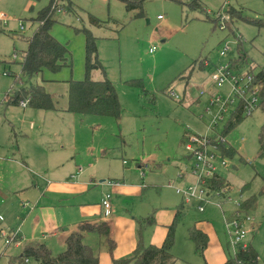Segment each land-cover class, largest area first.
I'll return each mask as SVG.
<instances>
[{
    "label": "rangeland",
    "instance_id": "obj_1",
    "mask_svg": "<svg viewBox=\"0 0 264 264\" xmlns=\"http://www.w3.org/2000/svg\"><path fill=\"white\" fill-rule=\"evenodd\" d=\"M51 1L0 0V264H20L16 258L33 243L45 244L54 255L63 252L62 229L75 230L83 220L78 205H99L108 193L104 184L123 179L124 170L134 171L126 182L145 179L148 186L141 199L120 204V214L138 218L137 234L142 227L143 237L144 227L145 233L155 230L160 212L176 213L183 206L172 249L176 264H222L234 255L227 223L237 212L254 223V228H246L245 243L257 251L258 264H264L261 101L226 135L238 152L223 157L227 167L218 168L229 190H210L201 205L187 203L170 187L188 188L195 182L185 149L187 136H221L238 107L229 81L220 88L212 82L216 68L231 64L232 74L244 80L240 87L248 76L264 70V0H200L196 10L189 7L193 0H63L64 11L54 13L51 34L67 47V65L58 73L44 70L28 77L22 72L23 52L38 27L34 20ZM229 12L236 14L232 30L219 22V14L224 20L231 17ZM87 32L96 40L101 65L88 75ZM183 73L187 79H177ZM86 78L108 79L115 85L123 110L119 121L67 111L68 82ZM38 86L52 96L57 110L6 101L12 90ZM217 99L236 104L221 108L212 104ZM221 114L223 121L218 119ZM72 176L87 183L84 194L66 199L48 190L65 177L75 183ZM251 197L257 206L241 210L237 204ZM111 215L103 213L101 221L109 222ZM141 216H147L148 223L141 222ZM196 224L216 237L203 253L196 252L189 237L188 230ZM16 236L19 246L15 241L6 244ZM101 244L108 248V239L102 237Z\"/></svg>",
    "mask_w": 264,
    "mask_h": 264
},
{
    "label": "trees",
    "instance_id": "obj_2",
    "mask_svg": "<svg viewBox=\"0 0 264 264\" xmlns=\"http://www.w3.org/2000/svg\"><path fill=\"white\" fill-rule=\"evenodd\" d=\"M132 7L136 4L130 2ZM56 0H52L51 4L39 11L37 18L34 20L38 23V27L33 36L27 40V50L23 52V60L21 63L22 72L28 77L38 75L44 70L52 73H58L67 65V47L61 44L51 34L54 25L53 15L56 12L54 6ZM189 7L192 10L201 7L200 0H193ZM230 20L225 21V27L232 30L233 18L235 13L229 12ZM219 14V22L223 21ZM223 18V17H222ZM92 23L100 26L101 22L92 19ZM97 46L95 38L87 32L86 40V73L87 75L95 68H101L97 61ZM241 59L245 60V56L241 55ZM177 79L186 80L187 77L183 73ZM254 84L261 85L260 104L264 109V71L254 75ZM68 109L67 111L77 115H99L103 117L114 118L119 121L122 117L123 110L119 100V96L115 85L108 79L102 81H93L86 78L84 81L68 82ZM28 100V107L52 111L57 110L54 100L43 87H33L31 89L22 88L12 90L6 95V101L10 105H20L21 102ZM244 115L242 108H239L232 115L231 121L225 128V132L221 136L213 137V142L218 146L223 157L233 158L238 152L226 142V135L236 125H238ZM212 191L229 190L228 183L219 175H216L209 183ZM257 206L256 197H251L240 205L241 210L248 211ZM183 216V206H181L175 214L173 223L168 227L167 237L162 246L146 245L142 229L139 232V241L136 249L130 258L113 259L112 264H176L177 258L172 254L175 242V230L177 224ZM151 224L154 223V220ZM141 222L148 223V219ZM190 240L194 243L195 250L203 253L208 246L209 238L206 233L198 229L196 226L188 230ZM87 235L96 237H105L110 244V251L115 247V241L111 239V227L106 221L83 222L78 228L71 232L65 239V250L58 255H54L45 244L33 243L26 246L23 252L16 260L20 264H99L100 245H90L86 242ZM15 242L19 240L14 238ZM259 255L257 251L249 246L246 250H238L234 255H230L224 264H258ZM28 260V262H26Z\"/></svg>",
    "mask_w": 264,
    "mask_h": 264
},
{
    "label": "built area",
    "instance_id": "obj_3",
    "mask_svg": "<svg viewBox=\"0 0 264 264\" xmlns=\"http://www.w3.org/2000/svg\"><path fill=\"white\" fill-rule=\"evenodd\" d=\"M54 9L58 13L64 11L63 0H56ZM224 18V17H223ZM0 19L3 17L0 15ZM230 18L226 16L221 22V27L225 28V21H229ZM154 52V48L150 50ZM221 56L224 57L225 53L222 52ZM16 59V56H14ZM264 71V70H262ZM231 64L221 65L216 68V72L211 76L212 82L217 88L222 87L227 81H229L232 89V93L235 96V99L238 101V107L234 111L236 112L239 108H242L245 116H250L254 109L257 108V103L260 101V91L261 85L254 84V76H248L247 84L243 87H240V83L243 82V78L234 76L232 74ZM261 72V71H260ZM170 95L174 98H177L173 92ZM236 100H229L224 103L221 102V99L213 100L212 104L218 103L221 105V108H227L228 106H233L236 104ZM28 100L21 102V106L26 108L28 106ZM233 112V114H234ZM219 120L223 121V116L221 114L218 117ZM211 128V126H210ZM185 149L188 152L189 158L193 161L191 166V175L194 177L195 182L191 184L188 188L173 187L176 193L182 196L187 203H202L207 202L205 196L209 194L210 187L209 183L212 179L218 175V168L227 167L226 162L223 159V156L218 148V146L213 142V139L210 137H200V136H187V144H185ZM219 159H222L220 163ZM226 190H223L225 192ZM111 195H106L102 200V206L105 210L109 211L111 208ZM229 200H231L229 198ZM199 206V210L203 211V207ZM240 206V204H237ZM228 235L230 237V247L233 249L234 253L238 250H246L249 245L245 243V238L248 234L246 230L247 227L254 228V223L247 216L242 218L240 213L237 212L236 217L227 223ZM9 237V236H7ZM18 237V236H16ZM15 238V237H14ZM14 238H8L6 240L7 245H11L14 242ZM28 262V260H26Z\"/></svg>",
    "mask_w": 264,
    "mask_h": 264
},
{
    "label": "crops",
    "instance_id": "obj_4",
    "mask_svg": "<svg viewBox=\"0 0 264 264\" xmlns=\"http://www.w3.org/2000/svg\"><path fill=\"white\" fill-rule=\"evenodd\" d=\"M31 128H35L34 124H31ZM132 172L134 171L124 170L121 175L119 174L120 177L122 176L123 179L117 178L112 182L105 183L104 184L105 186H103V188H105L104 191H108V193L105 194V196L109 194L111 195V199H112L110 200L111 208L109 210L112 213L111 217L109 218L111 222L109 221L107 223L111 227V237H112L111 239L115 241V247L113 251L111 252L110 244L108 248L101 244L102 237L99 238L94 235L86 236V241H88L90 245H97V244L100 245L99 246L100 247L99 264H112L113 259L126 258L132 255L134 250L137 247V244L139 241V234H137L138 232L137 219L138 218L120 214L121 212L120 204H124L125 202L129 200L141 199L144 195V191L148 188V186L145 184L146 183L145 179H140L141 180L140 183L126 182L127 179L129 180V178H131ZM77 177L72 176V179H75L76 181L78 179ZM65 179L66 180H64L63 182H59L55 184L51 183L48 187V190L51 192H54L55 194H58L59 196H66V199L67 198L74 199V197L84 194L85 188L87 187L86 186L87 183L79 182V181L72 183L71 181H67L66 177ZM151 181L154 182L155 180L151 179ZM152 182H151V186L156 185V184H153ZM104 197L102 196L99 205L89 206L86 203L78 205L79 210H80V215L82 217L81 219L83 220H81L79 224L76 225L75 227L76 229L83 222H87V221L93 222V221L102 220L101 218L103 216V213L108 212L102 206V200ZM114 197L121 198L123 199V201H121L120 203H118V201H113ZM175 214H176L175 211L174 212L173 211L172 212H160L161 216H159L157 220H155V223L157 224L158 227L155 230H152L151 233H145L146 229L144 227L145 236L143 237L144 238L143 240L145 244L146 242L149 241L150 245L162 246L168 234V227L174 221ZM140 218L147 219L148 217L141 216ZM149 225H151V221H149ZM195 226L207 234L209 238V242L210 241L212 242L214 239L216 240V237L213 234V232H212L213 237L211 238L208 231L203 230L200 226H198V224H196ZM141 229H143V227ZM75 230L71 229L70 227L62 229V237L64 238V244H65V239L67 238V236ZM52 235L57 236L58 231H54ZM19 241L17 242L16 246L20 245ZM209 242H208V246H209ZM220 249L222 250L221 244L219 247V251H221ZM222 261L223 262L221 263L224 264L227 261V259H224Z\"/></svg>",
    "mask_w": 264,
    "mask_h": 264
}]
</instances>
